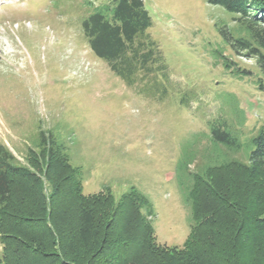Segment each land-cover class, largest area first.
Wrapping results in <instances>:
<instances>
[{
	"label": "rangeland",
	"instance_id": "1",
	"mask_svg": "<svg viewBox=\"0 0 264 264\" xmlns=\"http://www.w3.org/2000/svg\"><path fill=\"white\" fill-rule=\"evenodd\" d=\"M103 3L0 0V144L17 167L39 177L42 195L66 181L55 219L69 229L67 241L78 208L70 192L76 184L85 197H111L105 212L95 208L94 215L101 232L131 238L130 246L118 248L119 263L163 264L160 254L145 251L141 233L149 228L133 206L151 205L152 212L143 207L141 213L151 225L153 245L182 248L194 223L188 202L192 178L227 158L237 163L213 171L212 190L241 194L237 197L248 204L253 183L243 167L264 126V90L258 86L264 77L255 61L237 56L220 33L227 28L235 39L248 38L235 14L208 0H145L152 18L147 34L163 54L168 77L157 74L129 86L94 55L84 36L83 23ZM225 60L234 64L232 70ZM221 124L240 140L238 153H223L212 140V126ZM42 136L64 146L67 159L58 158L81 172L80 185L66 179L68 169L52 173ZM48 169L55 175L50 182ZM18 182L32 190L26 194L20 184L7 207L10 215L19 205L34 208L38 197L33 184ZM132 190L137 194L129 195ZM208 200V194L201 197L202 214ZM254 242L243 250L248 258H258L264 237ZM65 246L69 257H81L77 244ZM2 250L0 243V258Z\"/></svg>",
	"mask_w": 264,
	"mask_h": 264
},
{
	"label": "trees",
	"instance_id": "2",
	"mask_svg": "<svg viewBox=\"0 0 264 264\" xmlns=\"http://www.w3.org/2000/svg\"><path fill=\"white\" fill-rule=\"evenodd\" d=\"M104 2L83 23L84 36L94 55L104 60L110 70L129 86L157 74L167 78L168 66L163 54L147 34L152 27V18L145 8V0ZM208 3L237 16L235 21L239 24L241 33H246L248 38L235 39L227 28L220 29V33L237 56L253 59L264 77V0H208ZM224 65L226 69L232 70L234 64L225 60ZM258 86L264 90L262 79L258 81ZM211 134L212 140L223 146L220 147L223 153L240 151V140L231 135L225 125H213ZM42 141L47 147L46 160L52 173L65 168L71 173L66 179L78 181L81 172L60 161L67 159L63 154L64 146L52 136H42ZM252 144L255 148L243 167L248 183H253L250 195L246 194L251 198L248 204L240 200L243 196L241 194H237L240 197H227L225 191L212 190L213 171L231 168L236 165V160L227 158L222 162H215L214 165L207 166L202 174L193 176L194 184L188 202L195 224L193 223L182 248L153 245L151 237L149 238L151 225L141 213L143 207L147 212H152L151 205L133 206L137 219L139 215L142 224L149 228L148 234L147 231L141 233L140 240L147 247L145 251L160 254L163 264H255L258 258L264 259L263 244L261 249L257 248L258 258H248L243 254L244 249L255 245V238L259 235L264 237V126L252 139ZM15 162L14 155L0 144V243L3 246L0 264H121L118 261V248L122 245L130 246L131 238L127 234L117 237L109 230L103 229L101 232L94 215L97 208H102L101 212H105L104 208L111 199L109 195L85 197L76 184L70 189L78 202V208L75 211V221L70 223L73 229L72 240L69 242V229L58 224L55 219L66 181L60 179L55 186L51 183L53 187L49 194L42 195L44 189L40 186L42 183L39 177L27 169L17 167ZM50 170L46 175L48 182L50 177L55 176L49 174ZM18 178L33 184L37 188L38 197L34 208L19 205L18 212L10 215L7 207L20 184L26 189V194L32 190L23 182L19 183ZM77 184L80 185L79 181ZM233 185L236 186L235 183ZM205 187L207 189L203 193ZM131 194L137 193L132 190L129 195ZM204 194H208L210 200L205 205L206 209L203 205L206 213L202 214L200 202ZM142 198L146 201L144 197L136 195L137 200ZM124 199L127 200V195ZM130 212V216L134 218L131 210ZM74 243L81 250L80 258L67 255L65 245L73 246ZM122 264L130 262L124 261Z\"/></svg>",
	"mask_w": 264,
	"mask_h": 264
}]
</instances>
